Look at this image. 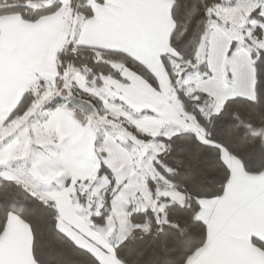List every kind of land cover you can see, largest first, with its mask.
<instances>
[{
  "label": "snow or ice",
  "instance_id": "snow-or-ice-1",
  "mask_svg": "<svg viewBox=\"0 0 264 264\" xmlns=\"http://www.w3.org/2000/svg\"><path fill=\"white\" fill-rule=\"evenodd\" d=\"M94 3L103 11H94ZM84 6L89 14L79 28L66 29L60 26L65 0L0 3V24L17 19L37 33L14 60L0 33V99L13 82L20 89L35 87L23 91L6 118L0 117V264H67L66 255L80 258L74 264H242L228 252L227 212L237 180L233 162L264 184V134L241 119L243 112L248 120H264V22L256 19L264 21V0H239L231 8L224 0L186 6L182 18L179 0H169V27L163 33L142 18L119 13L120 5L111 0H85ZM122 6L138 7L139 0H123ZM225 9L230 14L222 20ZM49 26L55 35L45 34ZM162 45L167 50L160 61L180 118L168 124L157 104L147 107L153 116L143 121L125 111L120 120L130 118L139 132L125 130L132 150L110 142L99 146L97 127L118 128L113 116L119 110L102 102L103 111L81 121L71 111L79 106L76 94L98 85L103 96L111 73L123 80L114 57L126 58L125 67L145 68L149 86L159 93V80L141 58L155 57ZM80 49H88L89 59L101 67L92 84L80 87L84 74L73 76L59 66L53 79L37 71L42 57L58 60L65 51ZM105 67L111 71L105 73ZM132 106L141 111L142 106ZM230 114L237 125L226 119ZM240 127L247 136L234 131ZM249 136L252 142L246 143ZM113 148L125 162L120 171L108 159ZM98 151L105 159L96 175L108 178L103 196L91 187L85 191L87 170L80 168L96 160ZM65 203L80 227H69ZM16 226L30 239L27 259L11 261L6 249Z\"/></svg>",
  "mask_w": 264,
  "mask_h": 264
},
{
  "label": "crops",
  "instance_id": "crops-1",
  "mask_svg": "<svg viewBox=\"0 0 264 264\" xmlns=\"http://www.w3.org/2000/svg\"><path fill=\"white\" fill-rule=\"evenodd\" d=\"M111 2L120 5L118 8L119 13H126L142 18L148 21L161 33L165 32L169 27V0H139V6L131 9L122 6L123 0H111ZM108 3L109 0H104V4ZM224 3L231 8L235 7L239 3V0H224ZM69 4H71V0H65V8L60 18V26L66 29H78L79 20L83 17L74 14L72 8L68 6ZM93 10L97 12L103 11L99 3L93 4ZM108 11L111 14H117L113 12L112 9ZM229 14L228 9L222 10L221 19L227 18ZM256 19L258 22H262L259 17ZM247 23L249 26H252L251 21H247ZM55 31L56 29L53 26H49L45 34L55 35ZM0 33L3 35V43L6 51L13 60L21 49L37 35V33L28 29L24 23L17 19L7 20L0 24ZM68 39L71 40L72 37L69 35ZM166 50V47L162 45L159 54L155 57L151 54H147L141 58L142 63H144L159 80L161 86L159 93L153 92L149 83L144 78L128 68L121 69V75L126 82L113 79L112 77L105 78L106 83L104 88L106 91L103 96H101L99 88L95 85L85 89L84 93L99 99L103 102L105 107L107 105L114 106L117 110L123 112V114H125V111L129 113L148 112L146 111L148 106L157 104L165 111V119L168 124L177 122L180 117L175 106V98H173L174 93L171 90L168 77L160 61V56H162ZM56 67H58L57 60L54 57H42L38 64L37 71L41 76L53 79L56 75ZM77 83L80 87H83L84 84H90L86 79L83 81L78 80ZM29 87H32L33 90L35 89L32 84H26L23 89H20L14 82L12 83L5 96L0 99V103L3 104L4 109L0 111V117L6 118L10 107L15 106V101L18 100L19 96L23 94V91H27ZM93 93H95V95ZM112 98H122L124 100L123 104L132 111L128 109L124 110V107L121 106V108L117 104H114ZM133 104L142 106L141 111H136L132 106ZM71 111L79 120L87 121V114L75 107L71 108ZM148 113V115L141 117L138 121H143L153 116L151 112ZM131 117L132 114L130 113V118ZM43 119L44 118L41 117V122H43ZM96 160H86V162L80 166L81 170H87L86 181H88L91 174L96 169ZM233 166L236 168L237 180L233 186V205L227 212L230 232V247L228 252L232 258L241 261L242 264H264V251L253 242L254 239L264 242V184H261L259 181L251 180L249 178V173H246L239 164L233 162ZM49 188L50 187H44V190L49 192L52 191V189ZM64 207L69 216V227H80L75 220L71 219V206L65 203ZM26 239H30L26 237V230L19 226L14 227L7 245L6 258L11 261L27 259L25 248Z\"/></svg>",
  "mask_w": 264,
  "mask_h": 264
},
{
  "label": "trees",
  "instance_id": "trees-1",
  "mask_svg": "<svg viewBox=\"0 0 264 264\" xmlns=\"http://www.w3.org/2000/svg\"><path fill=\"white\" fill-rule=\"evenodd\" d=\"M3 0H0V3H2ZM20 0H8V4H18ZM38 3L39 0H36ZM214 0H179L180 4V9L177 12L178 17H183L186 11V6L187 8L191 7H200L202 8L205 3H213ZM104 3V0H103ZM100 4V3H99ZM71 5H72V11L74 14H77L79 16H87L89 14V10L84 6L85 5V0H71ZM28 17L31 19L32 13L29 11L28 12ZM181 23H183V19L180 20ZM91 53L88 49H80L77 53H73L72 51H65L62 55H60L59 59L57 60V66L61 67V71L65 70H70V69H76V70H81V73L84 74L85 79L88 83L92 84L93 81L96 80V75L101 71V67L92 63V61L89 59ZM117 61L116 63V71L120 73L121 75V69L128 68L144 78L148 83L149 82V72L145 71V68L140 67L138 64H132L130 67H125L126 58L124 57H114ZM103 71L105 73H109L111 70L108 69L107 67L103 68ZM152 73V72H151ZM153 74V73H152ZM154 75V74H153ZM115 76V73H111L107 77H112ZM155 76V75H154ZM106 77V78H107ZM117 80H120L122 82H126V80L123 78L120 79L119 77L116 78ZM97 88H99L98 85H95ZM175 96V95H174ZM76 97L84 99L92 103L97 111V109L102 110L103 108L101 107V101L97 98H94L92 96H89L84 93L78 92L76 94ZM226 119L233 124L237 125L239 123L238 120H236L233 115H229ZM241 119L245 121V123L251 124L252 127L257 129L261 134H264V120H262L259 117H253L251 120H248V118L244 115L243 112H241ZM131 130L136 134L139 135V132H136L135 129L131 128ZM234 131H238L239 135L247 136L248 135V130L245 129L244 127H240L238 130L234 129ZM246 143H251L252 142V137H248ZM253 151L258 152L259 147L258 146H253ZM2 187V186H0ZM107 190V189H106ZM106 192V191H105ZM258 241V242H257ZM254 244L259 246L261 249L264 247V242L259 241L257 239L253 240ZM63 260L67 262V264H74L75 261H77L80 258L77 257H72V256H64L62 257Z\"/></svg>",
  "mask_w": 264,
  "mask_h": 264
},
{
  "label": "rangeland",
  "instance_id": "rangeland-1",
  "mask_svg": "<svg viewBox=\"0 0 264 264\" xmlns=\"http://www.w3.org/2000/svg\"><path fill=\"white\" fill-rule=\"evenodd\" d=\"M264 22V21H262ZM70 75H75L77 72L81 73V70H74L70 69L67 71ZM35 90V89H34ZM175 98V96H173ZM114 100V104H117L118 106L124 107V110H130L126 105L121 104V99L120 98H112ZM109 102V100H108ZM112 102V101H111ZM106 107H112V105H107ZM121 107V108H122ZM104 109L100 110L103 111ZM132 111V110H130ZM96 112V111H95ZM132 114V117L135 119H140L141 117H144L145 115H148V112H140V113H134L130 112ZM92 115V114H91ZM108 116H113V113L109 112L107 113ZM123 112L119 111L117 115L113 116V118L116 120V122L119 124V127H107L104 126L103 123H101L97 129H96V141L99 146H102L105 144V142H110L111 144H119L121 148H123L126 151H131L133 148V145L129 142L130 137L125 135V130L128 132H133L131 130L130 126V119H124L120 120V117L123 116ZM90 115L86 116V120H88ZM41 119V118H40ZM133 134H135L133 132ZM136 135V134H135ZM97 160L95 162V171L91 174L90 178L87 181V187L85 188V191H87L88 187H91L93 189V193H95L98 196H103L107 189V177L105 176H99L97 177L96 172L99 170V161H102L105 159V156L102 155L99 151L97 152ZM109 162L113 165L116 166L118 171L122 170L125 167V162L123 161V158L121 157L120 153L113 148L110 156L108 157ZM123 181V175L121 174V182ZM56 187L53 185L49 189H52ZM91 195V193H90Z\"/></svg>",
  "mask_w": 264,
  "mask_h": 264
},
{
  "label": "water",
  "instance_id": "water-1",
  "mask_svg": "<svg viewBox=\"0 0 264 264\" xmlns=\"http://www.w3.org/2000/svg\"><path fill=\"white\" fill-rule=\"evenodd\" d=\"M75 103L79 105L75 108L87 115H91L95 113L96 111L94 105L87 100H84V99H81L75 96Z\"/></svg>",
  "mask_w": 264,
  "mask_h": 264
}]
</instances>
